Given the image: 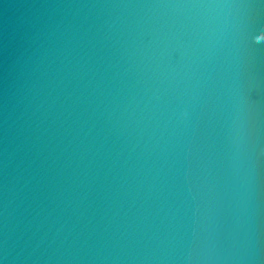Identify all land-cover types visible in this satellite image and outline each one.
I'll use <instances>...</instances> for the list:
<instances>
[{
  "label": "water",
  "instance_id": "obj_1",
  "mask_svg": "<svg viewBox=\"0 0 264 264\" xmlns=\"http://www.w3.org/2000/svg\"><path fill=\"white\" fill-rule=\"evenodd\" d=\"M0 264H264V0H0Z\"/></svg>",
  "mask_w": 264,
  "mask_h": 264
}]
</instances>
